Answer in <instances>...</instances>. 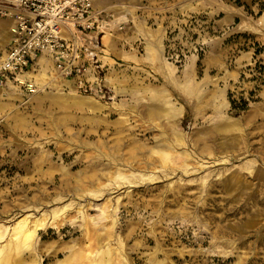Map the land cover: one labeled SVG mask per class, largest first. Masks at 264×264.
<instances>
[{
	"label": "rangeland",
	"instance_id": "374dc122",
	"mask_svg": "<svg viewBox=\"0 0 264 264\" xmlns=\"http://www.w3.org/2000/svg\"><path fill=\"white\" fill-rule=\"evenodd\" d=\"M105 4V94L0 86V264H264V0Z\"/></svg>",
	"mask_w": 264,
	"mask_h": 264
},
{
	"label": "built area",
	"instance_id": "2783aa9c",
	"mask_svg": "<svg viewBox=\"0 0 264 264\" xmlns=\"http://www.w3.org/2000/svg\"><path fill=\"white\" fill-rule=\"evenodd\" d=\"M0 15L12 20L9 42L0 51V86L36 92L25 76L47 56L58 75L76 79L84 93L107 92L100 50L111 23L95 0H8Z\"/></svg>",
	"mask_w": 264,
	"mask_h": 264
},
{
	"label": "crops",
	"instance_id": "0c3cea01",
	"mask_svg": "<svg viewBox=\"0 0 264 264\" xmlns=\"http://www.w3.org/2000/svg\"><path fill=\"white\" fill-rule=\"evenodd\" d=\"M105 3H106V0H95V7L97 9L98 8H106L108 10L109 7ZM122 21H125V20L123 19ZM11 23H12L11 19H5L4 21L0 20V26L2 27V30L4 32V35H3L5 37L4 40L7 41V43L9 42V39H10ZM105 34H104V36H105ZM107 34L109 36V39H111V47L110 46L107 47L105 45V42H104L105 39L103 36L102 37L103 48H102V50H100V52H101L100 57L102 58L103 62L107 63V60H109V59H111L115 62H117L116 59H124V58L134 59L133 58L134 54H132L131 52L122 50L119 47V43H120L119 41L120 40L117 36L112 37V35H110L111 32H110V34L109 33H107ZM107 48L110 49L109 50L110 52H108ZM106 53H108V54H106ZM25 77L34 81V83L36 84L37 87H38L37 80H36L37 77H41V79L48 78L50 80L51 79H61V80H64L66 83L68 82V80H70L67 78H61V76L58 75V73L54 67V63L47 56H43L40 59V61L38 62V64L35 67L30 69L29 73L26 74Z\"/></svg>",
	"mask_w": 264,
	"mask_h": 264
},
{
	"label": "bare ground",
	"instance_id": "6f19581e",
	"mask_svg": "<svg viewBox=\"0 0 264 264\" xmlns=\"http://www.w3.org/2000/svg\"><path fill=\"white\" fill-rule=\"evenodd\" d=\"M107 31H109V30H106L105 32L107 33ZM109 32H111V31H109ZM104 42H105V45L108 47V46H110L111 47V39H109V36H108V34L106 35L105 34V36H104ZM108 49V52H110L109 50V48H107ZM118 172V171H117ZM109 175V174H108ZM107 179V178H106ZM133 180H134V178H133ZM120 182V181H119ZM113 183V182H112ZM116 185V184H115ZM115 187V186H114ZM100 188H101V186H100ZM108 188V187H107ZM100 191V190H99ZM95 193V192H94ZM89 196V195H88ZM50 200V199H49ZM108 200V199H107ZM54 201V200H53ZM91 204V203H90ZM110 204V203H109ZM72 206V205H71ZM95 206V205H94ZM46 209V208H45ZM67 210V209H66ZM101 210V209H100ZM49 211V210H48ZM55 212V211H54ZM57 212V211H56ZM47 213V212H46ZM51 213V212H50ZM63 215V214H62ZM44 216V215H43ZM112 216V215H111ZM114 217V216H113ZM29 217H26V218H24L23 220H21V221H19V223H18V226H17V229H20V230H18L17 231V233H18V237H19V239H20V241H22V243L23 244H25V243H27V242H29L31 239H32V237L34 236V232H35V229L33 230V231H31V228L28 226V224H26V221H27V219H28ZM46 218H47V216H46ZM68 218V217H67ZM45 220V219H44ZM46 221H47V219H46ZM31 222V221H30ZM34 223V222H33ZM32 223V224H33ZM48 224V223H47ZM42 226V225H41ZM39 227V226H38ZM43 228V227H42ZM52 228V227H51ZM59 228V227H58ZM100 230V229H99ZM50 231V230H49ZM48 231V232H49ZM44 232V231H43ZM35 234H36V232H35ZM37 235V234H36ZM88 236V235H87ZM9 237V236H8ZM16 237V236H15ZM116 244V243H115ZM4 245V244H3ZM44 254V253H43ZM66 255V254H65ZM106 256V255H105ZM104 256V257H105ZM106 260V259H105ZM105 263V262H104Z\"/></svg>",
	"mask_w": 264,
	"mask_h": 264
}]
</instances>
